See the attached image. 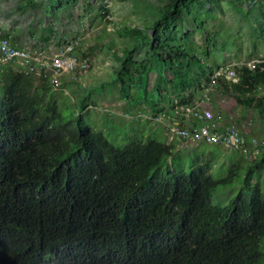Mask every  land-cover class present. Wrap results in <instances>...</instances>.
Listing matches in <instances>:
<instances>
[{"label": "trees", "instance_id": "16d2710c", "mask_svg": "<svg viewBox=\"0 0 264 264\" xmlns=\"http://www.w3.org/2000/svg\"><path fill=\"white\" fill-rule=\"evenodd\" d=\"M18 1L23 10L47 2L51 13L79 2ZM81 1L90 23H110L105 0H91L101 2L95 12ZM248 1L156 0L150 25L116 27L134 47L118 58V90L127 98L124 76H136L144 94L167 97V109L151 103L153 113L193 103L219 68L202 60L213 58L216 13L224 2ZM234 71L237 82L220 76L215 89L264 121V58ZM0 92V264H264V144L255 160L239 153L216 179L210 161L194 156L198 147L186 154L155 137L113 145L81 115L60 112L47 78L13 64L0 67ZM188 154L198 163L185 172ZM236 180L239 191L227 205L211 202L216 188Z\"/></svg>", "mask_w": 264, "mask_h": 264}, {"label": "rangeland", "instance_id": "374dc122", "mask_svg": "<svg viewBox=\"0 0 264 264\" xmlns=\"http://www.w3.org/2000/svg\"><path fill=\"white\" fill-rule=\"evenodd\" d=\"M10 1L13 3L12 7ZM88 1L94 4H92L94 12L101 3ZM15 2L17 1L0 0V23L2 25H4L5 17L9 15L8 11L11 8L15 9ZM103 4L109 10L108 17L106 16L103 20H109L110 23L106 25L98 20L90 23L89 18L88 21H85L86 27H81L85 34L84 38H81L84 47L80 54L89 58L90 67L87 70L88 73L79 75L76 82H69L66 78L61 80V86L64 83L65 90L62 92H59L60 89L54 90L59 110L63 115H72L73 118L81 115L84 122L93 131L102 133L115 146L121 147L134 139L147 137H155L158 141L165 142L163 133L158 131L160 129L155 131V126L160 125H153L154 118L151 115L153 111L150 108L151 103L162 101L160 107L167 109L165 94L162 95V98L155 96L153 91L144 94L143 84L136 82L138 78L135 76L134 82H130L128 76L125 75L124 86L128 95L126 98L118 90L119 85L117 86L114 82L116 80L115 71L118 68L117 60L112 61L111 67L113 68H106L107 61L104 58L109 53H113L114 57L121 59L124 49L128 47H130V52L134 48L133 44L127 38L120 37L116 32V27L150 25L153 16L159 9V4L156 0H105ZM236 5L237 7L234 8L235 6H229L224 2L223 12L216 13L217 20L213 21L212 25L214 26L213 31L217 33L215 46L211 50L213 58L209 60L202 57L205 63H209L211 66L218 65L219 69L224 65L253 62L264 57V36L258 35V29L260 27L264 29V0H249L245 4ZM68 7V4H65L63 8ZM32 12V10L28 11L29 18ZM80 12H82V8H80ZM39 13L40 11L36 14L39 15ZM247 13L249 14L248 18L245 15ZM12 15L17 17L15 13ZM26 16V14L23 15V18ZM24 22L28 23V20ZM29 25L31 26V24ZM103 29L106 33H101ZM211 30L209 29V31ZM98 35L101 40L97 41ZM191 38L196 44L202 43L198 34H194ZM77 45L79 43L76 41ZM93 46L94 48L91 50ZM46 54L49 53L46 52ZM135 58L140 59V56L135 55ZM135 66H139V64H133L130 68L133 69ZM150 77L149 84L154 79L153 75ZM192 90L191 88L188 91ZM1 97L2 93L0 92ZM210 104L211 106L208 105V108L219 114L221 122L233 118L232 121L244 130L249 138H255L264 144V121L255 109L239 108L233 98L221 95L215 88L210 96ZM125 113L129 115L124 116ZM168 115L169 113L166 114V117ZM162 123L165 125L167 118ZM193 149L195 148L185 147L182 150L187 154ZM197 150L194 152V156H199L200 161H210L211 170L209 173L216 179L227 175L230 165L234 163L233 159H237L239 154L209 145L198 146ZM195 163L198 162H195L193 155L188 154L185 161V172H188ZM240 184L241 181L236 180L233 186H219L212 193L211 202L220 206L227 205L238 193ZM260 186L264 188V168L260 170Z\"/></svg>", "mask_w": 264, "mask_h": 264}, {"label": "built area", "instance_id": "2783aa9c", "mask_svg": "<svg viewBox=\"0 0 264 264\" xmlns=\"http://www.w3.org/2000/svg\"><path fill=\"white\" fill-rule=\"evenodd\" d=\"M1 36L0 34V67L13 64L20 72L23 70L37 77H45L54 90L61 87L63 78L68 77L70 81L75 82L78 78L77 74L87 71L90 67L89 58L76 56L73 53L74 47L70 44L61 50L46 54L37 50L16 48L8 37ZM262 58L218 68L211 77L210 83L193 103L176 106L167 117L165 114L158 116L155 121L161 123L167 118L165 127L168 144L178 141L176 150L185 147L215 146L220 150L238 152L248 161L255 160L260 155V146L263 143L255 138H249L244 130L231 122L232 118L221 122L219 115L216 116L208 105L211 106L210 96L218 77L224 76L227 81L235 83L237 78L234 67L246 65L253 68Z\"/></svg>", "mask_w": 264, "mask_h": 264}, {"label": "crops", "instance_id": "0c3cea01", "mask_svg": "<svg viewBox=\"0 0 264 264\" xmlns=\"http://www.w3.org/2000/svg\"><path fill=\"white\" fill-rule=\"evenodd\" d=\"M16 1L17 2H15V9L11 8L10 11H8L9 15L5 17L3 23L4 25L0 23V34L8 37L14 47L20 49L37 50L39 52L45 53L61 50L64 46L70 44L74 48L78 49V51H75L79 55H81L80 53L82 52V48L84 47L83 43L81 42V38L83 39L85 34L84 30L81 27L83 26V28H85V21H88V19L90 18L89 15H84L82 12H80V8L83 7V2L81 0H79L77 4H75L68 10L64 11L59 9V11L54 13H51L48 9H46L48 5L47 2H42L41 5H39L35 9L40 11L39 15L36 14L38 11L35 12V10H32L33 12L30 18L28 17V11L30 10H23L19 8L21 3L18 0ZM10 2L12 7L13 3L12 1ZM84 3H86V0H84ZM12 13H15V15L17 14V17L12 15ZM25 14L27 16L23 18V15ZM44 18L45 20H43ZM25 20H28V23L24 22ZM29 24H31V26ZM76 41L79 43V45L77 46ZM104 58L107 61L105 63L107 64L106 68H113L111 67L113 60H117L118 62V58L114 57L113 53H109ZM84 72L85 73H78L77 76L86 75L88 73L87 71ZM65 78L69 81L68 77ZM60 90L61 91L59 92L65 90L64 83L61 86ZM126 114L128 113H125L124 116H126ZM156 114L158 113H152L151 115H153L154 118ZM155 127V131H157V129H160L158 131L163 133L166 139L165 143L167 144L166 128H164L163 123L160 124V126ZM152 132H154V130ZM177 144L178 141L171 143V145H174V147H177Z\"/></svg>", "mask_w": 264, "mask_h": 264}, {"label": "clouds", "instance_id": "9594fccd", "mask_svg": "<svg viewBox=\"0 0 264 264\" xmlns=\"http://www.w3.org/2000/svg\"><path fill=\"white\" fill-rule=\"evenodd\" d=\"M70 81V80H69ZM70 82H72V81H70ZM76 82V81H75ZM61 88V87H60ZM59 88V89H60ZM58 89V90H59ZM161 114H156V116H154V122H153V125H160V124H162L161 122H157V121H155L156 120V118H158V116H160ZM163 126H164V128H166L165 127V125L163 124ZM167 144H168V140H167ZM171 144V143H170ZM169 145V144H168ZM175 150H176V147H175ZM179 150H181L182 151V149H178V150H176V151H179ZM37 264H50L49 262H41V263H37Z\"/></svg>", "mask_w": 264, "mask_h": 264}]
</instances>
